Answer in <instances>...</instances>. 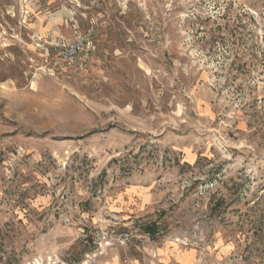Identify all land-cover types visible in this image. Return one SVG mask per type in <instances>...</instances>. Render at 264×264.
<instances>
[{"label": "rangeland", "instance_id": "374dc122", "mask_svg": "<svg viewBox=\"0 0 264 264\" xmlns=\"http://www.w3.org/2000/svg\"><path fill=\"white\" fill-rule=\"evenodd\" d=\"M117 256L264 264V0H0V264Z\"/></svg>", "mask_w": 264, "mask_h": 264}, {"label": "built area", "instance_id": "2783aa9c", "mask_svg": "<svg viewBox=\"0 0 264 264\" xmlns=\"http://www.w3.org/2000/svg\"><path fill=\"white\" fill-rule=\"evenodd\" d=\"M90 49V44L83 39H77L71 43H65L61 49V60L68 66H73L78 62V55L82 52H87ZM118 241L125 242L128 240V235L121 234L117 236Z\"/></svg>", "mask_w": 264, "mask_h": 264}, {"label": "trees", "instance_id": "16d2710c", "mask_svg": "<svg viewBox=\"0 0 264 264\" xmlns=\"http://www.w3.org/2000/svg\"><path fill=\"white\" fill-rule=\"evenodd\" d=\"M156 225L155 224H149L145 227V232L146 233H150V234H154L156 232Z\"/></svg>", "mask_w": 264, "mask_h": 264}, {"label": "crops", "instance_id": "0c3cea01", "mask_svg": "<svg viewBox=\"0 0 264 264\" xmlns=\"http://www.w3.org/2000/svg\"><path fill=\"white\" fill-rule=\"evenodd\" d=\"M65 264H69V263L66 262ZM105 264H120V256L110 258L109 260H107V263Z\"/></svg>", "mask_w": 264, "mask_h": 264}, {"label": "bare ground", "instance_id": "6f19581e", "mask_svg": "<svg viewBox=\"0 0 264 264\" xmlns=\"http://www.w3.org/2000/svg\"><path fill=\"white\" fill-rule=\"evenodd\" d=\"M83 264H87V262H84Z\"/></svg>", "mask_w": 264, "mask_h": 264}]
</instances>
